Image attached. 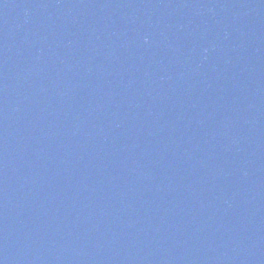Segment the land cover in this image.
<instances>
[{"label": "water", "instance_id": "1", "mask_svg": "<svg viewBox=\"0 0 264 264\" xmlns=\"http://www.w3.org/2000/svg\"><path fill=\"white\" fill-rule=\"evenodd\" d=\"M0 264H264V0H0Z\"/></svg>", "mask_w": 264, "mask_h": 264}]
</instances>
